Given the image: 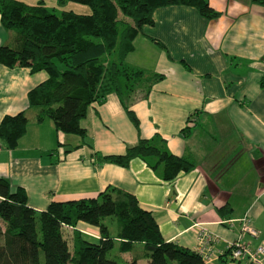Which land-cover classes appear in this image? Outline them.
<instances>
[{"label":"crops","instance_id":"1","mask_svg":"<svg viewBox=\"0 0 264 264\" xmlns=\"http://www.w3.org/2000/svg\"><path fill=\"white\" fill-rule=\"evenodd\" d=\"M14 1L32 7L41 0ZM42 1L47 8L90 13L83 5ZM206 1L218 18L206 20L188 6L162 7L134 38L126 63L164 77L145 98L128 102L137 128L114 93L88 107L79 123L83 137L58 132L50 120L36 123L27 93L46 73L0 65V122L21 112L29 121L14 149L0 143V178L23 189L29 208L44 211L51 202L94 199L113 188L152 215L165 242L203 250L211 264H248L224 257L245 216L257 236L246 234L240 242L251 250L264 247V7L250 0ZM13 35L0 25V46ZM155 136L193 169L166 182L139 159L126 168L94 160V153L122 155L139 139ZM73 230L85 241L99 240L98 229L88 224L66 228L70 235ZM118 258L146 264L134 251Z\"/></svg>","mask_w":264,"mask_h":264},{"label":"trees","instance_id":"2","mask_svg":"<svg viewBox=\"0 0 264 264\" xmlns=\"http://www.w3.org/2000/svg\"><path fill=\"white\" fill-rule=\"evenodd\" d=\"M55 1L58 7L69 2L86 6L90 13L47 8L42 0L32 7L0 0V25L14 33L10 43L0 46V65L46 73V80L27 93L28 107L36 110L34 122L50 120L58 132L79 137L84 136L79 123L88 107L102 102L108 93L118 97L138 127L128 102L138 92L145 98L164 77L131 67L125 60L134 38L152 25L154 10L178 5L193 7L206 20L220 16L206 0ZM250 1L264 7V0ZM28 122L23 112L4 116L0 143L14 149ZM93 157L98 164L124 168L134 159L142 160L159 170L166 182L194 167L170 154L156 136L139 139L122 155ZM108 218L116 223L115 236L106 224ZM78 222L97 228L99 240L85 241L76 230L70 235L66 228H75ZM131 251L146 264H209L198 253L165 242L152 215L130 194L107 188L94 199L51 202L46 210L35 211L28 207L23 189H12L0 178V264H137L136 258L128 262L118 258ZM229 252L224 257L229 258Z\"/></svg>","mask_w":264,"mask_h":264},{"label":"built area","instance_id":"3","mask_svg":"<svg viewBox=\"0 0 264 264\" xmlns=\"http://www.w3.org/2000/svg\"><path fill=\"white\" fill-rule=\"evenodd\" d=\"M238 223L240 225V233L238 238L227 248V251H230V260H232V262L246 260L250 264H264V247L262 245H259L255 249L251 250L240 242V239L246 234L251 237L257 236V231L252 227L250 218L245 216L240 219ZM197 234L200 237V240L205 236L202 230H198ZM197 253L206 263L211 264L212 256H210V254L204 252L203 250H200Z\"/></svg>","mask_w":264,"mask_h":264},{"label":"rangeland","instance_id":"4","mask_svg":"<svg viewBox=\"0 0 264 264\" xmlns=\"http://www.w3.org/2000/svg\"><path fill=\"white\" fill-rule=\"evenodd\" d=\"M142 94H136V98H138V97H140ZM30 112H33V111H30ZM29 113V112H28ZM28 113H26V115H29ZM107 221H106V224L107 225H109V228H110V230L111 231H114V229H115V221H113V220H110L109 218L108 219H106ZM112 258V257H111Z\"/></svg>","mask_w":264,"mask_h":264}]
</instances>
